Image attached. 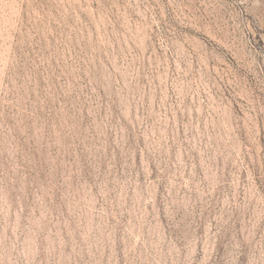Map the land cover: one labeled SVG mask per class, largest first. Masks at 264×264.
I'll return each instance as SVG.
<instances>
[{"label":"rangeland","instance_id":"374dc122","mask_svg":"<svg viewBox=\"0 0 264 264\" xmlns=\"http://www.w3.org/2000/svg\"><path fill=\"white\" fill-rule=\"evenodd\" d=\"M0 264H264V0H0Z\"/></svg>","mask_w":264,"mask_h":264}]
</instances>
